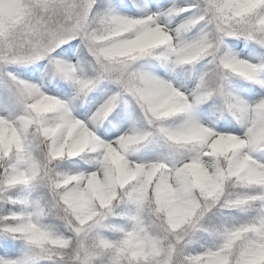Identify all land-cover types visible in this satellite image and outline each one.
Listing matches in <instances>:
<instances>
[{
  "label": "clouds",
  "instance_id": "9594fccd",
  "mask_svg": "<svg viewBox=\"0 0 264 264\" xmlns=\"http://www.w3.org/2000/svg\"><path fill=\"white\" fill-rule=\"evenodd\" d=\"M21 5L30 11L0 38V239L28 264H75L97 236L115 247L95 264H115L121 247L119 264H243L261 241L264 175L248 157L264 149L247 141L264 111L246 115L234 98L264 101L248 76L264 46L238 36L237 48L228 33L264 38V5L246 17L236 0ZM45 26L70 37L33 56Z\"/></svg>",
  "mask_w": 264,
  "mask_h": 264
},
{
  "label": "snow or ice",
  "instance_id": "6c2138e0",
  "mask_svg": "<svg viewBox=\"0 0 264 264\" xmlns=\"http://www.w3.org/2000/svg\"><path fill=\"white\" fill-rule=\"evenodd\" d=\"M6 3V0H0V38H3L14 26V24L18 21L20 16L26 14L28 9H25L22 5L20 7H12V5H19L20 0H7V3L10 5L7 11L4 10L3 5ZM36 3L40 6L44 11L49 10V5L52 3V0H36ZM238 5L236 15L239 17H246L252 15L256 12L261 5H264V0H236ZM170 11H175L170 10ZM70 15V12L68 13ZM264 23V21H262ZM70 31L64 30L62 28H48L44 27L42 31H36L33 33L34 35V46L32 50V55L39 57L41 55L46 54L51 46L56 44H62L66 39L70 37ZM230 37H233L229 40V43L234 44L237 48L242 47L237 42L236 37L243 36L245 39L255 40L261 46H264V38L257 39L251 31H243L237 32L233 30L228 33ZM11 48V45H9ZM60 51L69 53L71 52V46L66 45ZM261 67L264 65H256L251 67V70L248 73L249 79L256 81L261 87H264V79H258V72ZM236 105L240 108V110L247 115V113L251 111H264V101H261L259 104L255 106V108H251L247 102L240 100L239 98H234ZM252 128L249 131V138L247 141L248 149L250 153H254L259 149H264V125L257 123L256 121H252ZM248 159L253 162L255 170L258 175H264V161L255 160L253 156H249ZM15 218V217H13ZM104 218L103 213L100 214V219ZM85 222L83 220L79 221L80 225H83ZM108 230L115 231L116 226L110 225L107 226ZM252 227L261 233V241L254 242L249 245L248 249L244 253V262L243 264H264V219L259 221V224H254ZM24 230L22 226H12L6 225L2 228L4 235L14 236L18 232ZM74 233L79 237L84 232L81 227H74ZM43 237H33L32 241L37 239H41ZM86 239V234H85ZM30 241V242H32ZM52 243L60 248L65 249L69 247V243L62 239H56L52 241ZM17 245L11 243L10 241L0 239V264H28V255L25 253L22 256H17L15 254ZM115 246L105 239L102 236L96 237V242L89 247L84 240H81L78 244V247L74 250L73 256L75 258V264H95V260L97 256L106 250L113 249ZM124 249L115 248V264H119L120 256L123 254ZM41 254L50 258L56 259L57 257L63 259L62 254H57L54 256L52 252H50L46 248H41Z\"/></svg>",
  "mask_w": 264,
  "mask_h": 264
}]
</instances>
